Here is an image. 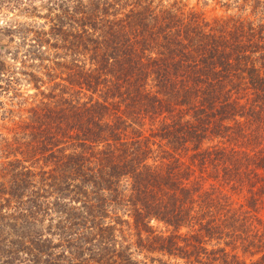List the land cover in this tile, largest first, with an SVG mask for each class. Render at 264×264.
Instances as JSON below:
<instances>
[{
  "label": "trees",
  "instance_id": "16d2710c",
  "mask_svg": "<svg viewBox=\"0 0 264 264\" xmlns=\"http://www.w3.org/2000/svg\"><path fill=\"white\" fill-rule=\"evenodd\" d=\"M0 1L27 20L2 28L0 90L25 109L5 142L0 264H264L260 20Z\"/></svg>",
  "mask_w": 264,
  "mask_h": 264
},
{
  "label": "rangeland",
  "instance_id": "374dc122",
  "mask_svg": "<svg viewBox=\"0 0 264 264\" xmlns=\"http://www.w3.org/2000/svg\"><path fill=\"white\" fill-rule=\"evenodd\" d=\"M189 8H194L203 12L209 19L220 18L225 16H240L245 19L261 21L264 25V0H258L260 4L252 0H182ZM40 2H37L39 5ZM10 9V8H9ZM2 4L0 1V61L6 56L2 50L3 45H10L9 38L2 35V28L8 23H22L27 21L25 17H15L14 11L3 14ZM39 23H44L43 19H36ZM13 45H16L14 43ZM5 59V57H4ZM0 79V85L2 83ZM4 87V85H3ZM5 88V87H4ZM26 95L35 93V90L26 86L25 83L20 87V91ZM22 109L19 106V100L15 93L0 90V189L2 185L9 186L10 176L6 177L3 169L9 161H15L17 157L5 151V142H13L16 134L20 131L19 127L22 123ZM22 110V111H21ZM12 113V114H11ZM235 201L242 202V196H234ZM249 264V262H248Z\"/></svg>",
  "mask_w": 264,
  "mask_h": 264
}]
</instances>
